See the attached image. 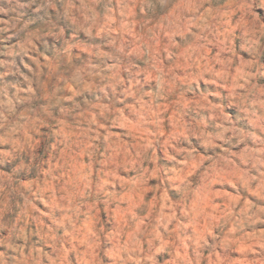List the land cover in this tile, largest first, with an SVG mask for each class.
Returning a JSON list of instances; mask_svg holds the SVG:
<instances>
[{
  "label": "clouds",
  "instance_id": "9594fccd",
  "mask_svg": "<svg viewBox=\"0 0 264 264\" xmlns=\"http://www.w3.org/2000/svg\"><path fill=\"white\" fill-rule=\"evenodd\" d=\"M0 264H264V0H0Z\"/></svg>",
  "mask_w": 264,
  "mask_h": 264
}]
</instances>
